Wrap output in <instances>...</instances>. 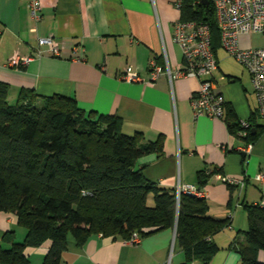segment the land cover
<instances>
[{"label": "crops", "instance_id": "1", "mask_svg": "<svg viewBox=\"0 0 264 264\" xmlns=\"http://www.w3.org/2000/svg\"><path fill=\"white\" fill-rule=\"evenodd\" d=\"M176 1L41 0L40 19L35 24L25 0H0V81L9 85L8 99H16L20 88L40 96L71 97L85 112L118 116L126 135L140 132L142 142L161 137L162 154L138 158L135 168L164 189L196 185L207 202V215L217 219L231 215L230 226L213 236L219 249L209 264H239V254L232 246L244 240L245 205L264 207V119L257 116L248 71L219 44L214 50L217 67L213 80L225 101L223 118L193 116L190 99L199 88V78L170 80L161 73L151 79L152 60L172 70L183 61L173 38L174 22L180 19ZM48 35L62 46L60 56H52L42 47L43 53L21 69L5 66L14 53L31 54L37 47L36 38ZM238 40L242 48L264 43V38L254 33L242 34ZM126 66L140 80L122 79ZM231 115L236 121L250 119L259 131L245 155L241 147L246 141L227 127L226 118ZM201 171L206 175L202 186ZM6 231H12L17 242L26 233L14 213L0 211V244L9 248L10 244L2 241ZM47 247L48 243L28 248L29 264H41ZM257 258L264 262V251L260 250ZM182 262L174 228H168L142 236L136 244L92 234L79 245L69 236L59 264Z\"/></svg>", "mask_w": 264, "mask_h": 264}, {"label": "trees", "instance_id": "2", "mask_svg": "<svg viewBox=\"0 0 264 264\" xmlns=\"http://www.w3.org/2000/svg\"><path fill=\"white\" fill-rule=\"evenodd\" d=\"M180 19L206 22L215 50L219 31L211 0H181ZM8 90L0 81V211L14 213L26 233L21 242L12 231L3 234L10 247L0 244V264H29L26 250L45 243L41 264H59L69 236L79 245L92 234L125 241L133 232L141 238L175 223L180 264H209L219 249L213 236L230 226V218L207 215L204 198L180 194L177 200L176 189L159 187L135 168L138 158L162 154L161 137L142 142L140 132H122L118 116L85 112L62 95L20 88L10 104ZM226 123L231 134L240 129L232 115ZM251 124L244 140L253 143L259 131ZM205 177L199 172L200 186ZM245 208L244 240L232 248L239 264H264L257 258L264 251V207Z\"/></svg>", "mask_w": 264, "mask_h": 264}, {"label": "built area", "instance_id": "3", "mask_svg": "<svg viewBox=\"0 0 264 264\" xmlns=\"http://www.w3.org/2000/svg\"><path fill=\"white\" fill-rule=\"evenodd\" d=\"M25 2L29 16L36 24L40 19L41 0H25ZM211 2L219 31V45L228 56L233 57L248 71L257 100V116L264 119V43L259 47L242 48L238 40L240 35L251 33L259 34L264 38V0H211ZM174 5L180 9L181 0H177ZM31 30L35 31L36 27L33 26ZM173 38L182 52L181 66L172 70L167 64L164 67L152 60L149 63L151 79H155L161 73L167 74L170 80L179 77L199 78V88L190 99L193 116L223 118L225 101L216 90L213 80L217 60L212 49L210 26L203 21L179 19L174 22ZM36 44V49L29 55L21 56L14 53L7 59L5 66L21 69L33 56L43 53L42 47H45V52L52 56L61 55L62 46L53 35L37 37ZM121 78L127 81L140 80L130 66L125 67ZM238 122L240 129L237 135L245 138L252 124L247 119H240ZM252 145L253 143L246 142L241 150L247 153ZM225 180L228 183H237L236 180ZM180 194L200 197L202 192L196 185H179L176 188L177 200ZM228 217L231 218V215ZM139 240V235L133 232L125 241L136 244Z\"/></svg>", "mask_w": 264, "mask_h": 264}, {"label": "rangeland", "instance_id": "4", "mask_svg": "<svg viewBox=\"0 0 264 264\" xmlns=\"http://www.w3.org/2000/svg\"><path fill=\"white\" fill-rule=\"evenodd\" d=\"M8 101H9L10 104H13V103L15 102V99H13V98L10 97V98L8 99ZM152 199H153L152 195L149 194V198H148V203H149V204H152Z\"/></svg>", "mask_w": 264, "mask_h": 264}, {"label": "water", "instance_id": "5", "mask_svg": "<svg viewBox=\"0 0 264 264\" xmlns=\"http://www.w3.org/2000/svg\"><path fill=\"white\" fill-rule=\"evenodd\" d=\"M254 131V129H252V132ZM242 155H245V153H242ZM175 227H176V223L174 225V231H175Z\"/></svg>", "mask_w": 264, "mask_h": 264}]
</instances>
